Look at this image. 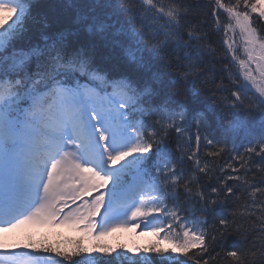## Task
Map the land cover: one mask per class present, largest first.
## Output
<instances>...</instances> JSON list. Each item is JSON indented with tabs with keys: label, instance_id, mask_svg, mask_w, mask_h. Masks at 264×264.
Listing matches in <instances>:
<instances>
[{
	"label": "snow or ice",
	"instance_id": "snow-or-ice-1",
	"mask_svg": "<svg viewBox=\"0 0 264 264\" xmlns=\"http://www.w3.org/2000/svg\"><path fill=\"white\" fill-rule=\"evenodd\" d=\"M0 13V264H264V0ZM213 118L223 142L202 134ZM141 224L170 247L103 243ZM49 225L83 235L4 239Z\"/></svg>",
	"mask_w": 264,
	"mask_h": 264
},
{
	"label": "rangeland",
	"instance_id": "rangeland-1",
	"mask_svg": "<svg viewBox=\"0 0 264 264\" xmlns=\"http://www.w3.org/2000/svg\"><path fill=\"white\" fill-rule=\"evenodd\" d=\"M7 15L1 14L0 13V20L6 19ZM144 224H141L139 228H135L134 230L131 231H121V232H116L111 234L108 237H105V239H110L111 241L114 237V235L118 234L119 236L116 237V240H118L120 243H124L126 248L132 249V252L135 250H138L144 246L149 245L153 241L158 242L161 244L162 247H167V243H164L163 241L159 240L158 237L152 234L151 230L149 228L144 227ZM46 230H53L57 229L61 232H64V234L73 236L75 238H81L83 233L77 231L75 228L72 227H61V226H42V227H25L22 229L17 230L14 232L15 234H18L20 232H25V231H32V230H37L38 233H42V231ZM13 234V233H10ZM7 237V234L5 235ZM4 237V238H5ZM118 242L116 241L114 245H117ZM12 245H19L18 241H13ZM170 247V246H168Z\"/></svg>",
	"mask_w": 264,
	"mask_h": 264
},
{
	"label": "trees",
	"instance_id": "trees-1",
	"mask_svg": "<svg viewBox=\"0 0 264 264\" xmlns=\"http://www.w3.org/2000/svg\"><path fill=\"white\" fill-rule=\"evenodd\" d=\"M45 2L49 3V2H53V0H45ZM205 18L208 20L209 26H211L212 18H211L210 13H205ZM212 39H213V43H214L215 47H218V48L222 47L221 37L219 35H214L212 37ZM225 82L227 83V81H225ZM201 100L203 101L204 105L214 106V100H213L211 95L201 97ZM201 131H202V134L207 135L209 138L213 139L214 141L223 142V140H224L223 130L220 127L219 122H217L214 118L212 119L209 126L202 127ZM195 132H196L195 121H192L189 134L193 136V143H194ZM238 147H239V151L242 153L244 150L243 146L238 145ZM224 159L227 160L228 157L225 156ZM46 236H47L46 238L42 237L41 241H43L49 245H57V244L68 245L70 242H73V240H69L67 238H64V237L59 236V235L54 234V233H49ZM21 240L25 244L29 242L28 237H21ZM32 241H34V240H32ZM94 255H101L102 256V254H94ZM129 255H131V254H129ZM148 255L150 256L151 260H153L154 262H157V264H158L160 257L156 256L155 254H148ZM139 258L140 257L138 255L133 256V259H139ZM179 259L183 260V259H185V257L180 256ZM125 264H127V261H125Z\"/></svg>",
	"mask_w": 264,
	"mask_h": 264
}]
</instances>
